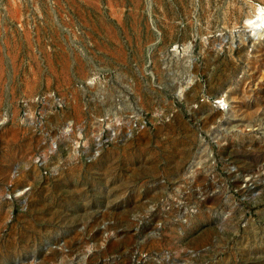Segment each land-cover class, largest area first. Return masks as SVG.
<instances>
[{"label":"rangeland","instance_id":"obj_1","mask_svg":"<svg viewBox=\"0 0 264 264\" xmlns=\"http://www.w3.org/2000/svg\"><path fill=\"white\" fill-rule=\"evenodd\" d=\"M258 6L0 0V264H264Z\"/></svg>","mask_w":264,"mask_h":264},{"label":"bare ground","instance_id":"obj_2","mask_svg":"<svg viewBox=\"0 0 264 264\" xmlns=\"http://www.w3.org/2000/svg\"><path fill=\"white\" fill-rule=\"evenodd\" d=\"M255 11H257V13L253 18L251 17L246 19V25L250 27L251 33H257V32L264 33V6H258L257 10Z\"/></svg>","mask_w":264,"mask_h":264}]
</instances>
